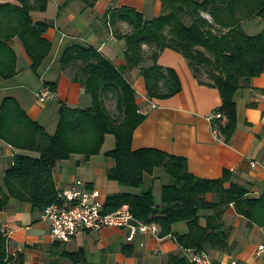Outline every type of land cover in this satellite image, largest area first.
<instances>
[{"label":"trees","instance_id":"trees-1","mask_svg":"<svg viewBox=\"0 0 264 264\" xmlns=\"http://www.w3.org/2000/svg\"><path fill=\"white\" fill-rule=\"evenodd\" d=\"M74 1L83 2L87 8L98 2L67 0L66 5ZM161 2V15L152 20L130 7L113 8L106 14L108 26L119 29V24L125 23L129 27L127 33L117 34L126 42L124 68H118L94 47L74 44L65 50L62 68L72 70L73 81L85 88L92 105L78 109L63 104L55 134L33 120L15 98L3 100L0 140L15 150L39 156H15L14 164L6 171L4 186H0V211L8 208L12 198L29 202L41 211L58 203L60 193L54 180L58 162L74 155L89 161L102 153L106 137L112 135L115 148L105 156L115 162V167L108 171L107 179L139 190V194H110L105 202L106 213L128 205L138 221L160 226V238L174 236L182 249L195 253L228 249L232 229L226 227L223 217L231 205L250 226L264 230V194L250 197L233 172L225 170L216 180L203 179L191 173L185 157L153 148L133 149L135 132L147 120V114L141 111L136 90L125 77L126 70L140 68L149 99L172 98L183 91L182 82L175 70L165 69L158 60L166 49L181 54L201 85L219 90L222 105L217 112L224 117L213 119V127L229 142L237 128L236 93L264 74V26L258 34H251L245 25L256 20L264 25V0ZM48 6L49 0H0L1 80L17 75L18 57L10 44L15 38L22 42L34 73L48 58L52 44L45 35L50 25L35 23L32 16L35 11L46 12ZM148 59L153 61L152 66H144ZM45 85L54 91L57 88L56 83ZM107 101H116L119 118L113 116ZM157 171H163L168 179L162 186L160 204L153 189L146 188V177ZM210 194L215 197L212 201L208 199ZM204 210L212 213L203 217ZM179 223L187 224L186 234L174 233L173 227ZM124 252L128 254L127 247ZM62 255L75 263L89 264L83 251H64ZM175 260L170 257L169 264ZM0 264H25L21 253L8 252L5 234L0 235Z\"/></svg>","mask_w":264,"mask_h":264},{"label":"crops","instance_id":"crops-1","mask_svg":"<svg viewBox=\"0 0 264 264\" xmlns=\"http://www.w3.org/2000/svg\"><path fill=\"white\" fill-rule=\"evenodd\" d=\"M66 3L67 0H49L46 12L32 13L35 23L50 25L45 37L51 42L52 50L39 72L32 71V62L22 42L15 38L10 44L18 57L17 75L9 80L0 79V105L7 97L15 98L27 114L52 135L58 129L63 104L78 109L92 105L85 88L73 81L72 70L62 68L65 50L74 44L94 47L118 68H124L127 65L126 42L117 34L127 33L129 27L125 23H120L119 29L108 26L105 22L108 11L130 7L142 13L147 20L162 13L161 0H98L93 8H87L81 1H74L69 6ZM245 25L254 34L264 26L259 20ZM158 63L177 72L183 91L169 99L151 100L140 68L125 71L126 79L136 90L141 111L147 114V120L135 132L133 149L153 148L185 157L191 173L203 179H220L225 170L231 171L236 181L249 191L250 197L258 198L264 194V74L236 93L237 128L231 140L226 142L213 127V116L222 105L219 90L201 85L187 60L171 49L161 53ZM152 65L150 59L144 64L147 67ZM46 83H56L57 88L50 99L41 102L37 93ZM18 153L39 156L15 150L0 140L1 187L4 186L6 171L14 164ZM253 163H256L255 167ZM114 167L115 162L107 157L98 156L85 161L83 156L74 155L70 160L58 162L54 168L55 184L62 193L81 181V188L100 191L104 203L110 194H139V190L107 179L108 171ZM157 180L162 184L157 186ZM167 180L163 171H157L154 176L146 177V188L153 189L154 195L161 197L162 186ZM208 199L212 201L215 197L210 194ZM156 202L160 204L161 199ZM211 213L204 210L201 215L204 217ZM223 221L232 229L228 249L209 250L212 258L228 264H264V256L257 253L258 246L264 242V230L256 225L250 226L248 220L236 212L234 205L227 209ZM202 224H205L204 218ZM7 231L11 232L8 252L13 255L21 253L25 264H85L64 257V251L71 254L83 251L89 264H169L170 257L178 259L172 264H192L189 256L195 253L182 249L174 236L160 238L140 234L129 243L127 231L115 227L98 232H80L69 242L55 241L51 236L50 223L43 219V211L34 209L29 202L13 198L7 209L0 211V235L7 234ZM173 231L186 234L188 226L179 223ZM125 247L131 255L125 254ZM181 260L185 262L181 263Z\"/></svg>","mask_w":264,"mask_h":264},{"label":"built area","instance_id":"built-area-1","mask_svg":"<svg viewBox=\"0 0 264 264\" xmlns=\"http://www.w3.org/2000/svg\"><path fill=\"white\" fill-rule=\"evenodd\" d=\"M54 90L46 86L37 93L41 102L52 97ZM221 112H216L213 119H222ZM256 163H253V167ZM82 182L76 183L71 190L59 194V202L43 211V219L51 225V236L55 241L69 242L74 236L84 231H101L115 227L127 231V242L132 243L138 235L152 234L160 237L161 228L156 223H143L133 215L130 207L125 205L114 213L105 212V203L101 200V192L81 188ZM8 244L11 232L5 234ZM257 253L264 256V242L258 246ZM192 264H228L215 261L209 252L193 253L189 256ZM230 264H237L232 262Z\"/></svg>","mask_w":264,"mask_h":264},{"label":"rangeland","instance_id":"rangeland-1","mask_svg":"<svg viewBox=\"0 0 264 264\" xmlns=\"http://www.w3.org/2000/svg\"><path fill=\"white\" fill-rule=\"evenodd\" d=\"M261 31V30H260ZM259 31V32H260ZM249 32V31H248ZM258 32V33H259ZM250 33V32H249ZM257 33V34H258ZM251 34H254V33H251ZM107 106H108V108H109V110L111 111V113L113 114V116L115 117V118H119L120 117V113H119V111H118V109H117V103H116V101H107ZM115 143H116V140H115V137L114 136H112V135H108L107 136V138H106V143H105V145H104V150H102V153L100 154V155H97V156H94V157H92V158H97L98 156H101V157H106L105 156V153H106V151L108 150H112V149H114L115 148ZM91 158V159H92ZM160 184H162V181L161 180H157L156 181V185L157 186H159ZM156 194V193H155ZM157 195V194H156ZM155 195V200L156 201H160V199H161V197H160V195L159 196H156Z\"/></svg>","mask_w":264,"mask_h":264}]
</instances>
